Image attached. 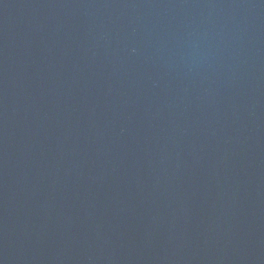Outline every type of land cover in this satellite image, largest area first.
<instances>
[{
    "label": "water",
    "instance_id": "water-1",
    "mask_svg": "<svg viewBox=\"0 0 264 264\" xmlns=\"http://www.w3.org/2000/svg\"><path fill=\"white\" fill-rule=\"evenodd\" d=\"M0 264H264V0H0Z\"/></svg>",
    "mask_w": 264,
    "mask_h": 264
}]
</instances>
